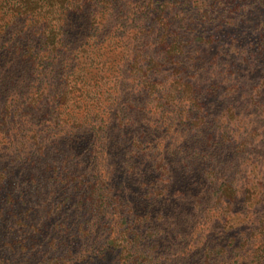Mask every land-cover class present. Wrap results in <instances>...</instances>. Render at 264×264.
I'll list each match as a JSON object with an SVG mask.
<instances>
[{
  "label": "rangeland",
  "instance_id": "rangeland-1",
  "mask_svg": "<svg viewBox=\"0 0 264 264\" xmlns=\"http://www.w3.org/2000/svg\"><path fill=\"white\" fill-rule=\"evenodd\" d=\"M149 2L150 10L165 2L172 18L184 14L190 22L178 25L186 39L177 61L155 65L154 91L119 70L105 77L115 25L98 64L84 55L93 56L85 50L100 44L103 25L81 26L87 13H80L60 29L59 60L40 83L45 104L18 134L20 141L37 134L39 144L19 152L26 161L17 156L1 165L11 186L0 194V264H205L222 249L235 254L247 239L228 264H255L254 254L264 255V5L230 25L211 11L209 23L196 19L203 10L191 0L142 5ZM163 43L151 44L156 56L174 50L169 36ZM78 74L86 85L97 77L108 92L95 96L99 113L73 129L60 104L69 88L80 87ZM185 78L197 89L183 108L164 110L170 82ZM34 156L37 166L29 167ZM66 159L76 165L73 175L59 166ZM56 167L63 172L57 181ZM102 208L108 220L98 217Z\"/></svg>",
  "mask_w": 264,
  "mask_h": 264
},
{
  "label": "trees",
  "instance_id": "trees-1",
  "mask_svg": "<svg viewBox=\"0 0 264 264\" xmlns=\"http://www.w3.org/2000/svg\"><path fill=\"white\" fill-rule=\"evenodd\" d=\"M145 1L0 0V194L8 185L9 187L11 186L9 172H5L4 166H1L6 160L5 158L12 161L15 157L20 156L22 161H26V156L20 155L19 152H22L29 144H39L37 134L32 136L31 141L30 139L20 141V138L18 140V134L23 133L24 123L28 119L35 117L40 103L45 104L42 98L43 91L41 90L40 83L42 84L43 80H45L44 75L50 70L54 60H59L58 54L61 51V46L55 39L60 38V29L67 23L69 26L72 25L74 16L80 13H83V15L87 13V18L84 16V23L81 24L83 27L93 29V25L97 28L99 25L104 26H100L103 34H99L96 37L100 41V44H96L92 50H85L86 53L90 51L93 55L92 57L84 55L85 59H90L88 61L93 64L104 61L101 59L107 51L104 43L108 37L112 38V27L115 25V40L112 47L116 50V53L114 59L105 68V71H108V74L105 75L107 80L110 77L111 70L115 69L113 72L119 70L124 75L127 74V76L132 74L133 82L144 83L145 87L151 85L153 91L158 88V85L155 86V82L157 81L151 80L152 75L157 71L155 65L167 62L168 58L172 62L177 61L182 51L181 47L185 45L183 39H186L183 36L186 31L179 33L180 27L178 25L186 23L187 27H189L190 22L184 21V14L179 17L176 13L175 17L172 18L169 14L173 12V8L168 7L165 2H161L155 10H150V2L147 7L142 5V3L145 4ZM189 1L185 0L187 3ZM191 1L203 10L202 12H198L196 19H200L201 22L206 24L212 19L207 15L208 11L215 14L214 19L218 21L220 19L227 20L230 25H236L235 23L239 21L237 19L240 16L247 15L246 10L248 8L253 10L264 5V0ZM260 14H257L258 19L260 18ZM232 16L236 19L234 20ZM174 19L178 20L175 24ZM53 26H58L59 32L51 30L50 28ZM83 31L87 33L88 30L85 28ZM168 36L174 50H164L162 55L156 56V52L151 50V44L153 41L159 40V43L164 45L163 42L168 40ZM88 39H86L87 42ZM97 40H94V42ZM177 44L180 45L179 50H176L178 49ZM79 49L81 52V48ZM235 51L239 52L237 49ZM238 55L236 54V57ZM118 65H120L119 69ZM123 74L122 76H124ZM80 75L78 74V78H74L75 85L81 79L80 87L69 88L68 96L66 98L64 96L60 104L62 111L68 109V128L73 129L88 124L93 117L92 115L99 113L100 101L95 96L96 94L107 95L108 92L107 87L105 89L103 84H99L97 77L88 78L86 85L83 79L79 77ZM192 75L197 77L196 72ZM181 77L183 79V76ZM185 79L183 81L173 79L170 82L169 87L172 89L170 88L169 90L170 94L168 91V98L164 97L160 99L164 110L174 103L177 108H183V103H187L193 91L197 89V86H195L197 81L192 82L187 78ZM158 83L160 84V81ZM31 90L33 91L32 93ZM153 91L151 92L150 89L149 94L152 95ZM79 96L82 97V102L76 100ZM81 113L82 115L80 116L79 114ZM64 121L57 122V125L66 123ZM30 128L31 126L29 125ZM16 135L17 137H15ZM28 158L31 159L27 160V165L35 168L38 163L37 157ZM66 160L59 166L61 169L68 168V173L73 175L76 165H74L73 161ZM28 166L23 171L25 173L29 171L26 173V177L30 180L31 170H27ZM44 167L46 169L49 168V164H46ZM60 167H56L54 170V173H57L53 179L55 181L63 173ZM213 175L218 177L221 175V170H215ZM221 185L225 186V182ZM227 190L232 194L233 188L230 183H228ZM258 194V199L263 198L264 192L261 191ZM248 197L250 198L251 195H248ZM98 217L106 220L110 218L103 208L98 211ZM91 223H93V219ZM256 235L253 236L256 237ZM250 242L251 239L243 240L235 248L237 252L229 257H226V251L222 249L215 253L216 260L207 261L205 264H228L245 247L249 246ZM112 243L116 245V240ZM83 253L84 257L80 259H84L92 254L89 250ZM259 254L258 252L254 254L253 262L255 264H264V255L261 256Z\"/></svg>",
  "mask_w": 264,
  "mask_h": 264
}]
</instances>
